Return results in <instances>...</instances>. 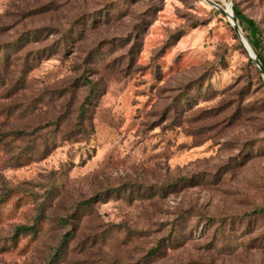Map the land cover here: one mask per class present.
<instances>
[{"label": "rangeland", "instance_id": "rangeland-1", "mask_svg": "<svg viewBox=\"0 0 264 264\" xmlns=\"http://www.w3.org/2000/svg\"><path fill=\"white\" fill-rule=\"evenodd\" d=\"M227 3L264 42V0H0V264H264V77Z\"/></svg>", "mask_w": 264, "mask_h": 264}, {"label": "trees", "instance_id": "trees-1", "mask_svg": "<svg viewBox=\"0 0 264 264\" xmlns=\"http://www.w3.org/2000/svg\"><path fill=\"white\" fill-rule=\"evenodd\" d=\"M233 9V14H234V18L236 20L239 21L240 24H242V13H241V10L240 8L237 6V5H233L232 7ZM249 25L254 29L255 31V37L252 38V39H249V43L251 45V47L254 49L257 57L259 58L260 62L263 64L264 66V42L262 40V36H261V33H260V29L259 27L257 26V24L252 20V19H247ZM250 60V59H249ZM91 89V86L89 88V90ZM92 95V93H91ZM84 107V106H83ZM82 116L84 117V110H81L79 112V118L78 119H82ZM73 127H76L77 129H81L82 133H86L87 131V127H86V120L84 121H77ZM87 203V201L85 202ZM35 224H32V225H19L15 228V231H16V234H20V233H30V232H33L35 231ZM65 235H67L66 237H63L60 242V244L57 246V253H60V248L62 247V244H64V238L67 239L70 237L71 233L68 232L66 233Z\"/></svg>", "mask_w": 264, "mask_h": 264}, {"label": "water", "instance_id": "water-1", "mask_svg": "<svg viewBox=\"0 0 264 264\" xmlns=\"http://www.w3.org/2000/svg\"><path fill=\"white\" fill-rule=\"evenodd\" d=\"M220 8L226 14L230 25H232V27L234 28L235 32L237 33V36H238L239 40L241 41L243 47L245 48V50H246V52L248 54V57L257 66V68L259 69V72L264 77V66L260 62L259 58L257 57L254 49L252 48L251 50H249L244 45V42H243V40L241 38V36H243L244 34H243V31H242L240 25L238 24L237 20L234 18L233 9H232L231 4L229 5V9L227 8V6L225 8H223V7H220Z\"/></svg>", "mask_w": 264, "mask_h": 264}, {"label": "bare ground", "instance_id": "bare-ground-1", "mask_svg": "<svg viewBox=\"0 0 264 264\" xmlns=\"http://www.w3.org/2000/svg\"><path fill=\"white\" fill-rule=\"evenodd\" d=\"M226 6H227V8L229 9V4H228V3L226 4ZM244 36H245V35L241 36V38H242V40H243V42H244V45L246 46L247 49L251 50L252 47H251V45L249 44L248 39L246 38V36H245V37H244Z\"/></svg>", "mask_w": 264, "mask_h": 264}]
</instances>
